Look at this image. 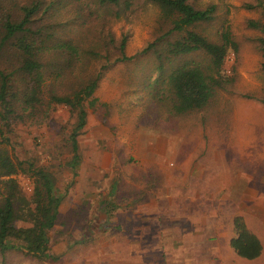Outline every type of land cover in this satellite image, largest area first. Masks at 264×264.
<instances>
[{
    "label": "rangeland",
    "instance_id": "obj_1",
    "mask_svg": "<svg viewBox=\"0 0 264 264\" xmlns=\"http://www.w3.org/2000/svg\"><path fill=\"white\" fill-rule=\"evenodd\" d=\"M189 3L197 9L215 5V11L213 19L187 30L213 43H221L222 32L227 30L236 44V50H227L220 69L219 75L227 81L216 89L223 88L229 98L217 117L228 115L233 121L227 124H244L250 142L264 141V104L257 98V77L262 75L258 40L263 32L261 26L250 25H264V0ZM31 7L34 12L26 29L3 41L5 20L18 22L24 8ZM170 29V21L150 0H119L116 4L101 0H0V71L15 76L12 90L17 97L15 114L7 123L9 130L0 115L9 139L1 146L12 159L23 161L24 167L32 164L48 171L62 196L49 232L50 252L57 259H38L13 250L0 253V264L177 263L179 251L157 255L152 254L157 250L148 246L151 237L161 233V220L155 218L159 215L153 216L150 207L152 195L170 190L180 178L172 154L196 148L191 151L202 156L200 144H166L167 139L199 135L200 123H205L203 154L207 155L209 114L218 110L220 94L200 109L175 111L168 72L183 64L212 71L210 57L202 50L172 55L169 44L185 33ZM123 37L126 43L121 50ZM20 43L34 47L43 74L37 95L40 101L29 108L24 99L32 83L18 71L23 60ZM96 77L95 101L93 105L90 99L84 102L86 124L77 136L79 160L73 172L68 165L72 155L69 135L77 122L76 112L52 102L51 97L71 96ZM0 112L3 114L1 105ZM249 163L257 166L256 160ZM16 179L22 195L31 198V174L19 172ZM253 193H249L250 201ZM129 247L133 249L128 252Z\"/></svg>",
    "mask_w": 264,
    "mask_h": 264
},
{
    "label": "trees",
    "instance_id": "obj_2",
    "mask_svg": "<svg viewBox=\"0 0 264 264\" xmlns=\"http://www.w3.org/2000/svg\"><path fill=\"white\" fill-rule=\"evenodd\" d=\"M119 0H101V2L116 4ZM160 7L163 18L171 23L169 32H182L179 39L169 44V51L172 55L178 56L194 51L202 50L210 57L212 73L201 66L183 64L172 68L168 72L167 83L173 94L174 109L178 113H185L193 109L204 107L216 87H222L227 80L221 78L220 69L223 65L227 50H236V44L231 40L227 30L222 32L221 43L208 41L204 36L187 27L199 22L213 19L215 5H209L204 9H197L189 3V0H150ZM34 8H24V16L18 22L6 19L4 23L5 34L3 41L26 29V24ZM252 27H260L264 33V25L258 22H251ZM126 38L123 37L120 48L125 46ZM264 48V39L258 40ZM23 60L19 66V72L23 76L28 75L32 83L29 92L25 96L24 103L29 108L39 103L37 96L43 81L41 64L35 60L34 47L30 44L20 43ZM122 58L126 57L122 54ZM264 69V62L261 64ZM24 80H28L23 77ZM13 74L0 71V105L3 107L1 118L3 125L8 128L10 116L14 113V105L17 97L13 89L15 82ZM28 81V82H29ZM97 77L88 81L80 90L71 96L51 97V101L64 104L76 112L77 122L69 135L71 146V158L68 165L74 172L78 164L79 154L77 136L86 124L87 109L84 102L90 99L89 104L93 105L95 99L92 95L96 89ZM29 105V106H28ZM10 128H8L9 130ZM0 124V253L8 251H22L38 259H57L56 255L50 252L49 232L54 227L59 213V205L62 196L56 191L52 175L42 169L23 166V161L11 158L7 150L1 144L7 145L8 137ZM29 172L33 177L31 198H26L21 193V187L16 179L19 172ZM25 222V225H20ZM234 236L230 245L240 257L246 259L256 258L261 251L258 238L252 234L244 224L241 217H236L233 222Z\"/></svg>",
    "mask_w": 264,
    "mask_h": 264
},
{
    "label": "crops",
    "instance_id": "obj_3",
    "mask_svg": "<svg viewBox=\"0 0 264 264\" xmlns=\"http://www.w3.org/2000/svg\"><path fill=\"white\" fill-rule=\"evenodd\" d=\"M260 57L262 75L257 77V98L264 104L262 45ZM218 94L219 108L209 114L207 155L203 154L207 143L204 137L205 123H200L199 135L166 140V144H200L202 155L196 157L197 152L191 151L196 148L172 154L173 165L180 178L175 186H169L170 190L157 191L152 195L153 204L150 207L153 216L159 215L155 218L161 220V233L159 236L153 235L152 243L148 246L151 250H157L152 252L157 255H173V252L179 251L181 257L177 263L170 264H264V141L257 139L256 142H250L244 124H227L233 121L228 115L217 117L223 111L224 101L229 98L223 88H215L207 104ZM224 145L229 146L223 148ZM250 160H256L257 166H250ZM191 176L195 180L191 181ZM250 192H254L251 201ZM257 207L258 212L252 210ZM236 217H241L247 229L260 242L261 251L256 258L240 257L230 245ZM131 241L132 238L129 239V246ZM117 246L120 249L121 245ZM132 249L129 247L128 252Z\"/></svg>",
    "mask_w": 264,
    "mask_h": 264
}]
</instances>
